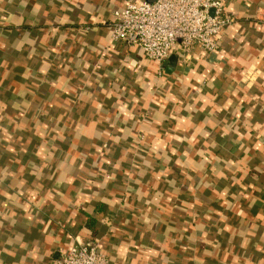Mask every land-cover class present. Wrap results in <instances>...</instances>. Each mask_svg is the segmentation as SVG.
I'll list each match as a JSON object with an SVG mask.
<instances>
[{
    "label": "crops",
    "instance_id": "0c3cea01",
    "mask_svg": "<svg viewBox=\"0 0 264 264\" xmlns=\"http://www.w3.org/2000/svg\"><path fill=\"white\" fill-rule=\"evenodd\" d=\"M129 1L0 0V264H264V0L162 72Z\"/></svg>",
    "mask_w": 264,
    "mask_h": 264
},
{
    "label": "built area",
    "instance_id": "2783aa9c",
    "mask_svg": "<svg viewBox=\"0 0 264 264\" xmlns=\"http://www.w3.org/2000/svg\"><path fill=\"white\" fill-rule=\"evenodd\" d=\"M227 0L129 1L114 11L111 38L135 46L158 64L160 72L174 49L190 52L198 45L214 51L225 30L235 21L227 13ZM94 242L77 241L62 250L53 264H108Z\"/></svg>",
    "mask_w": 264,
    "mask_h": 264
},
{
    "label": "water",
    "instance_id": "95a60500",
    "mask_svg": "<svg viewBox=\"0 0 264 264\" xmlns=\"http://www.w3.org/2000/svg\"><path fill=\"white\" fill-rule=\"evenodd\" d=\"M146 1H148V2H153V1H155V0H146ZM177 54H172L171 56H170V61L173 63L172 65H175L176 64V61H177Z\"/></svg>",
    "mask_w": 264,
    "mask_h": 264
}]
</instances>
